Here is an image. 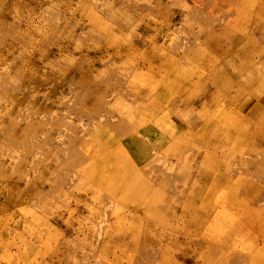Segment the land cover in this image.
<instances>
[{
    "label": "rangeland",
    "instance_id": "obj_1",
    "mask_svg": "<svg viewBox=\"0 0 264 264\" xmlns=\"http://www.w3.org/2000/svg\"><path fill=\"white\" fill-rule=\"evenodd\" d=\"M0 264H264V0H0Z\"/></svg>",
    "mask_w": 264,
    "mask_h": 264
}]
</instances>
